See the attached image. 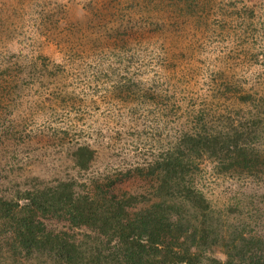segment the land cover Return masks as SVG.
Listing matches in <instances>:
<instances>
[{
	"label": "rangeland",
	"instance_id": "obj_1",
	"mask_svg": "<svg viewBox=\"0 0 264 264\" xmlns=\"http://www.w3.org/2000/svg\"><path fill=\"white\" fill-rule=\"evenodd\" d=\"M262 106L264 0H0L2 198L61 183L142 209L163 194L159 159L178 156L188 171L173 193L182 178L201 193L217 213L210 230L264 236V167L224 173L216 160L230 153H199L239 129L264 157ZM197 244L225 260L221 242Z\"/></svg>",
	"mask_w": 264,
	"mask_h": 264
},
{
	"label": "trees",
	"instance_id": "obj_2",
	"mask_svg": "<svg viewBox=\"0 0 264 264\" xmlns=\"http://www.w3.org/2000/svg\"><path fill=\"white\" fill-rule=\"evenodd\" d=\"M229 135L232 145L225 147L230 150L219 145L225 141L212 136L202 144L200 155L223 157L227 151L230 156L216 162L222 172L238 176L264 167V157L245 145V131L234 129ZM82 149L89 152L85 159L89 161L92 153ZM155 167L163 173L155 180L163 194L142 209L133 210L129 201L112 192L76 195L71 184L61 183L32 191L18 201L0 197V242H4L0 244L7 247L4 253L9 260L4 264H264V236L244 232L219 235L206 226V221L212 225L217 213L210 210L201 193L183 178L182 195L173 193V186L178 189V185L171 180L188 169L178 156L165 155ZM46 218L88 232L78 240L63 231L47 230ZM197 241L221 242L225 260L203 258Z\"/></svg>",
	"mask_w": 264,
	"mask_h": 264
}]
</instances>
